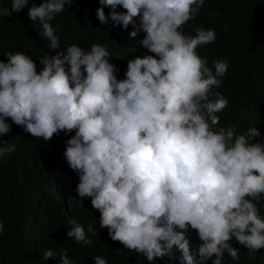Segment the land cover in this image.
Segmentation results:
<instances>
[{"label":"clouds","instance_id":"obj_1","mask_svg":"<svg viewBox=\"0 0 264 264\" xmlns=\"http://www.w3.org/2000/svg\"><path fill=\"white\" fill-rule=\"evenodd\" d=\"M30 0L0 6V18L19 12ZM205 0H99L97 18L110 19L132 37L143 31L140 44L155 55L128 60L126 78L118 80L107 47L89 49L72 44L40 59L42 70L22 52L4 53L0 61V135L11 124L32 137L50 141L61 131H75L66 141L65 159L79 176L75 191L91 198L99 210L100 226L113 241L144 254L147 261L167 256L180 264H222L224 253L239 260L235 237L250 255L264 249V143L257 127L237 133V125L220 124L216 113L229 101L212 88L221 86L229 63L197 54L200 45L215 42L213 29L180 31L196 18ZM71 0H44L28 7L39 21L51 49L61 48L50 23ZM122 6L126 12L116 11ZM104 7H110L106 17ZM140 23L137 24L136 19ZM158 57V58H157ZM16 146L0 140V157ZM67 236L92 243L75 220ZM90 223L87 232L96 235ZM202 243L193 248L188 226ZM4 225L0 222V232ZM179 229V230H177ZM55 253L44 250L43 259ZM95 264H108L101 256ZM61 264H72L66 250Z\"/></svg>","mask_w":264,"mask_h":264},{"label":"trees","instance_id":"obj_2","mask_svg":"<svg viewBox=\"0 0 264 264\" xmlns=\"http://www.w3.org/2000/svg\"><path fill=\"white\" fill-rule=\"evenodd\" d=\"M44 0H30L21 11L0 18V61L7 62L4 53L11 51L29 55L36 64L37 73L42 70L40 59L65 51L67 46L78 44L89 49L93 43L108 48L109 62L116 66L118 80L126 78L129 59L137 56L155 55L139 42L146 35L143 31L136 37L130 24L127 29L110 19L101 23L97 18L99 0H71L65 10L50 22L59 38L61 48L51 49L42 35L39 21H31L28 7L39 6ZM12 0H0V6L11 10ZM110 7H104L107 17ZM116 11L126 12L122 6ZM137 24L140 23L139 18ZM213 29L216 40L200 45L196 52L206 57L208 66L215 60H226L229 68L221 77V86L212 92H221L229 101L219 113L220 124L214 128L237 125V133L257 127L260 137L253 143H264V0H205L196 18L180 29L195 35L197 28ZM158 58V57H157ZM11 130L0 135V140L12 143L16 150L0 157V264H61V253L66 250L72 264H95L93 257H104L108 264H180V252L175 259L167 256L147 261L142 253L125 248L113 241L107 228L100 226V212L94 209L91 198L81 200L75 191L79 176L67 163L64 152L66 141L75 131H61L50 141L32 137L6 118ZM264 216V198L258 205ZM75 220L85 228L90 245L84 246L67 236ZM94 223L97 234L87 232ZM179 230V229H177ZM193 248L202 243L197 230L188 226L186 233ZM229 243L239 250V260L224 253L222 264H264V249L250 255L248 249L233 237ZM44 250L55 253L54 258L43 259ZM210 258L206 264H212Z\"/></svg>","mask_w":264,"mask_h":264}]
</instances>
